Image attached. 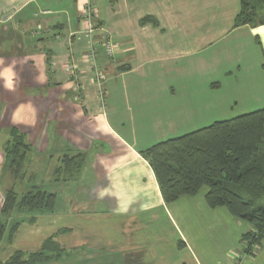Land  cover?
<instances>
[{
  "label": "crops",
  "instance_id": "0c3cea01",
  "mask_svg": "<svg viewBox=\"0 0 264 264\" xmlns=\"http://www.w3.org/2000/svg\"><path fill=\"white\" fill-rule=\"evenodd\" d=\"M87 1L0 0V175L12 126L37 154L88 155L107 143L91 153L82 181L55 185L58 201L73 206L21 226L0 257L37 249L65 228L59 240L67 248H92L75 264H264V243L244 255L248 222L210 207L206 186L165 202L141 153L240 115L218 112L228 106L224 87L252 86L245 91L264 107V25L233 27L241 0H92L94 61L86 37L68 41L86 26ZM145 17L153 20L142 23ZM108 38L117 46L111 55L101 43ZM2 202L0 190V209Z\"/></svg>",
  "mask_w": 264,
  "mask_h": 264
},
{
  "label": "trees",
  "instance_id": "16d2710c",
  "mask_svg": "<svg viewBox=\"0 0 264 264\" xmlns=\"http://www.w3.org/2000/svg\"><path fill=\"white\" fill-rule=\"evenodd\" d=\"M150 19L145 17L142 23ZM243 25H264V0H241L233 27ZM3 151L0 251L5 252L12 247L23 224H34L38 215L57 210L59 195L37 183V173L32 170L34 145L17 126L9 128ZM141 153L154 170L165 202L195 195L206 186L210 207H225L249 223L241 237L244 255H255L262 247L264 107L155 142ZM87 161L84 150L61 153L51 182L56 185L78 181ZM66 230L49 234L37 249L13 250L6 258L0 257V264H69L71 253L59 240Z\"/></svg>",
  "mask_w": 264,
  "mask_h": 264
},
{
  "label": "rangeland",
  "instance_id": "374dc122",
  "mask_svg": "<svg viewBox=\"0 0 264 264\" xmlns=\"http://www.w3.org/2000/svg\"><path fill=\"white\" fill-rule=\"evenodd\" d=\"M244 87H250L252 89V86L244 85ZM244 87L242 88L241 91L240 90H237V91L233 90L232 92H229L227 90V88H225V87L221 90L220 95L221 96L225 95L226 101L228 103V106H226L225 108L217 109L219 113L223 114L222 116L242 114V113L249 112V111H252V110H255V109L259 108L258 106H260L262 103L261 102L257 103L255 101V99L252 98V95L253 94L255 95L256 93L255 92H253V93L252 92H247V91H245ZM100 97H101V95H100ZM231 97H233V99H231V102H230L228 100H230ZM235 100H237L236 103H235ZM2 143L3 142H2V140L0 138V148L2 146ZM104 147H107V143L105 141H102V143H100V145H99V143H96V146L92 150V152L90 151V154L88 153V161H90V159H91V153H93L94 151H99V150L103 149ZM36 154H37V152L35 151L34 152V156H35L34 157V161L32 162L33 163L32 170H34L37 173V176H36L37 183H42L44 185V187L46 189H48V190H53V191H56V192L59 191L60 187L55 186L54 183L51 182V178H52L51 173H52V170L54 168V163L56 162L59 154L53 155V157H51L49 153H42V154L40 153V154H37V155ZM36 159L38 161L37 163H35ZM82 175L83 174H81V177L78 180L79 182H80V180L81 181L83 180L82 179ZM84 180H90V178L87 179V177H85ZM1 186H2V184L0 182V190H2ZM74 194L77 195V193H75V192H74ZM62 196L63 197L67 196V192H63ZM69 197H70V195H69ZM69 201L70 200H68V201L67 200L66 201L59 200L58 201V206H59L58 209L61 210V209L65 208V207L73 206V204H72L73 201H70V202ZM82 206H84V205H82ZM20 231H22V229H20ZM76 231H81V230H76ZM19 236L17 238L18 241H20L19 240ZM82 239H83V237H82ZM74 240H75V242L78 241V236L75 235ZM25 246L29 247L31 245H25ZM12 247H13V245H12ZM10 249L11 248H9V250ZM91 250H92V248L90 246H88V245L85 246V247H82L81 249L70 248L69 251L71 253L72 259L70 260L69 264H75V262H73V258L75 256L76 257L84 256L85 255L84 254L85 251L89 252ZM98 250H101V249H97V251ZM7 251L8 250H6L5 252H7ZM100 253H102V252L100 251Z\"/></svg>",
  "mask_w": 264,
  "mask_h": 264
},
{
  "label": "built area",
  "instance_id": "2783aa9c",
  "mask_svg": "<svg viewBox=\"0 0 264 264\" xmlns=\"http://www.w3.org/2000/svg\"><path fill=\"white\" fill-rule=\"evenodd\" d=\"M84 19L86 21V26L83 30L77 31V33L70 34L68 36V41L72 40V37L75 35H79V37L84 36L87 38L88 42V50L89 53L87 54V57L93 59L95 61V56H96V50H97V42L94 39L93 33L96 30L97 26L95 23V18H96V10L93 6L92 0H88L83 12ZM36 34V33H34ZM105 48L108 54H113L116 50V45L114 44L113 40L110 38L104 39L103 42H101ZM95 72H96V77L98 79H101L103 77V72L98 69L97 65L95 64Z\"/></svg>",
  "mask_w": 264,
  "mask_h": 264
}]
</instances>
